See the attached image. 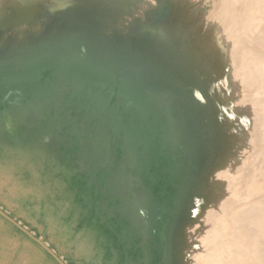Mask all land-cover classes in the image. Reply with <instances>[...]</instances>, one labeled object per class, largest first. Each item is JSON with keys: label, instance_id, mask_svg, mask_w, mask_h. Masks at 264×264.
<instances>
[{"label": "rangeland", "instance_id": "rangeland-1", "mask_svg": "<svg viewBox=\"0 0 264 264\" xmlns=\"http://www.w3.org/2000/svg\"><path fill=\"white\" fill-rule=\"evenodd\" d=\"M236 1L94 0L73 14L33 0L40 7L26 25L37 28L29 25L23 50L48 42L34 60L2 42L18 34L19 13L0 14V264H264V82L245 70L264 51V28L246 22L254 0ZM70 18L80 24L63 38ZM200 22L220 26L224 53L239 46L216 66L221 80L192 93L166 65L174 53L193 54L187 37ZM176 27L185 36L171 46ZM86 31L98 47L91 67L78 47ZM247 47L257 54L244 56ZM99 55L108 58L100 70ZM221 178V195H211Z\"/></svg>", "mask_w": 264, "mask_h": 264}, {"label": "bare ground", "instance_id": "bare-ground-1", "mask_svg": "<svg viewBox=\"0 0 264 264\" xmlns=\"http://www.w3.org/2000/svg\"><path fill=\"white\" fill-rule=\"evenodd\" d=\"M20 1H23V0H0V14L4 11L7 15H6V19H7V17L12 13V12H18L19 13V15L18 16H16L17 17V19H19L20 21L18 22V23H20V30L17 32L18 34H10V36H7L6 35V37L3 39V44L4 43H6V44H10V42H12V41H14V42H12V44H14V45H17V44H19L18 45V47L22 50V51H25V52H27L28 54H30V56H31V60H34V59H36V58H38L39 57V55H40V50H41V48L43 47V45L44 44H48V42L46 41L45 42V40H46V38H44V37H42V38H40V41H39V46H37V44H35V43H33L32 45H30L29 46V48L27 49V50H23V46H24V43H29V39H28V28L30 27L29 25H31V24H33V25H35L34 27H32V28H37V24H35L36 23V20L33 22H31L29 25H26L27 24V22H30V20L29 19H27V18H30L31 17V13H32V6L34 5V7L35 8H39L40 7V3H33V0H28V2L29 3H26V4H24L22 7H20L19 8V5L21 4L20 3ZM91 1H94V0H44V4L45 5H47V6H49L50 8H52V9H66V8H70V12H72L73 11V14H74V12H82V9H84V8H86L87 6H88V4H90L91 3ZM234 2V3H237L238 1H236V0H230V4H232V3ZM250 2V1H249ZM248 2V3H249ZM252 2V1H251ZM253 4L252 5H248V6H251V11L250 10H248L249 11V16H248V18H249V20L251 21L252 20V22H250L249 20H247V18H245V20H247L246 22L249 24V23H252V24H249V26H248V24H245L244 22V20H243V22H242V20H241V22H240V24L238 23V21L236 22V23H238L237 25L238 26H243V25H247L248 27H252V30L254 31V29L256 30L258 27V29L259 30H261V32L263 33V31H262V29H261V27L262 28H264L263 26H261L262 24L264 25V23L262 22V20L264 21V4L262 3V0H254L253 2H252ZM261 3L263 4V6L261 7ZM38 4V5H37ZM233 5V4H232ZM44 6V5H43ZM260 7L262 8V9H260ZM223 9V8H222ZM247 9V8H246ZM13 10V11H12ZM262 10H263V12H262ZM247 11V10H246ZM239 12V11H238ZM262 12V13H261ZM9 13V14H8ZM226 13V12H225ZM260 13V14H259ZM229 14V13H228ZM260 16H259V15ZM263 14V15H262ZM219 15V14H218ZM222 15V16H221ZM243 15V14H242ZM261 15H262V17H263V19H262V17H261ZM244 16V15H243ZM220 17L221 18H223L224 19V16H223V14H220ZM241 17V16H240ZM245 17H247L246 15H245ZM259 17H261L260 18V20H259ZM219 18V17H218ZM217 18V19H218ZM244 18V17H243ZM242 18V19H243ZM73 18H70V19H68V22H69V26L67 27V25L65 24V28H66V30H68V32H67V34H65L64 35V37L63 38H68V37H70L69 35L70 34H72V35H74V33H75V28H73V27H71V25L72 24H74V26L76 25V26H78L80 23H77L76 21H75V19H73ZM223 19H220V20H223ZM232 19V18H231ZM219 20V19H218ZM238 20V19H237ZM7 21V20H6ZM227 21V20H226ZM230 21V20H229ZM233 21V20H232ZM260 21V22H259ZM224 22V21H223ZM262 22V24H260ZM235 23V22H234ZM242 23H244V24H242ZM258 23H259V25H258ZM230 24V23H229ZM232 24V23H231ZM5 25V21L4 22H1V18H0V26L2 27V26H4ZM216 25V24H215ZM233 25H236V24H233ZM204 24L203 23H201L200 22V24H197V25H195V26H193V28H192V30H191V33L189 34V36L187 37V39H188V41L191 39V38H194V39H196L195 40V45L194 46H192V49H193V54H190L188 51H186V52H182V53H174V54H172V55H175L176 57H175V59L173 60V61H171V64L170 65H166L167 67L168 66H172L173 65V67L177 70V71H179L178 72V76H177V79L179 80V82L180 83H183V82H185L186 81V87L188 88V91H190V92H192V93H196V89H198V88H200L199 86H201V85H203V84H207V83H211V82H214V81H216V80H218V79H220L221 80V78H217V73L215 72L217 69H216V66L218 65V64H223V63H221V62H225V60H226V58H225V60H224V54L226 53V55H227V53H229L230 55H232L231 53H230V51H232V52H237L236 51V48H237V46H239V43H235V45L236 44H238L236 47H235V49H234V51L233 50H230V49H232V47L230 46L229 47V44L231 45L232 43H230L229 42V44L227 45L228 46V50H230V51H228V52H226L227 51V49H225V53L223 52V50H222V44L220 43V41H219V39H220V35H219V32H217V29L216 28H218V27H220V26H218V27H216V26H212L213 28H211V31L208 29V27L205 29L204 27ZM229 26V25H228ZM228 26H226V27H228ZM232 26V25H231ZM71 27V28H70ZM204 29H203V28ZM225 27V28H226ZM244 27H246V26H244ZM40 28H41V26H40ZM39 28V29H40ZM223 28V27H222ZM229 28H234L235 29V27H230L229 26ZM178 29H180V30H178ZM238 29V28H237ZM244 29V28H243ZM242 29V30H243ZM28 30V31H27ZM202 30H204V31H202ZM209 30V31H208ZM221 30V29H220ZM223 30V29H222ZM221 30V31H222ZM228 30V29H227ZM240 28H239V32H240ZM241 30V33L243 32V35H244V33L246 32V28H245V32L244 31H242ZM250 30H251V28H250ZM252 30L250 31V32H252ZM259 30H257V32L259 33ZM230 31V30H229ZM228 31V32H229ZM236 31V30H235ZM35 32H36V30H31V33H33V34H35ZM168 32H169V38H170V42H171V46H172V44H173V42H174V40L177 38V37H184L185 36V32H184V30L183 29H181V28H179V27H176L175 29L174 28H170L169 30H168ZM167 32V33H168ZM227 32V31H226ZM236 32H238V30L236 31ZM255 32V31H254ZM254 32H252V33H254ZM255 33V35L256 34H258V33ZM66 33V32H65ZM207 33H210V34H212L211 36H209V40H210V37H211V42L209 43V40H208V46L206 47L205 45V49L204 48H202L203 47V45H202V47H201V39H203L206 35H207ZM221 33V32H220ZM230 33H234L232 30H231V32ZM229 33V34H230ZM249 32H246V34H248ZM251 33V38L253 37L252 34ZM69 34V35H68ZM209 34V35H210ZM236 34V33H235ZM235 34H233V35H235ZM240 34V33H239ZM238 34V35H239ZM264 34V33H263ZM263 34H261V33H259L258 35H259V37L257 38V36L255 37L256 39H257V41L260 39V37L263 35ZM184 35V36H183ZM222 35V34H221ZM232 35V34H231ZM233 35H232V37H233ZM238 35H235V36H237V39H239L238 38ZM254 35V36H255ZM261 35V36H260ZM108 36V34L107 33H104L103 35H102V37H107ZM264 36V35H263ZM240 37V36H239ZM245 37H247V35L245 36ZM248 37H250V33H249V35H248ZM99 38H100V36H99ZM138 38H139V36H135L134 37V40L131 42V51H133L134 53H136V50H137V46H138ZM201 38V39H200ZM234 38V40L232 41V39ZM231 40L229 39V41H231V42H235V37H233ZM242 38H244V37H242ZM251 38H250V40H251ZM193 39V40H194ZM254 39V38H253ZM252 39V40H253ZM255 39V40H256ZM261 39H263L262 37H261ZM261 39L259 40V42L261 41ZM240 41H241V39H239ZM238 40V41H239ZM228 41V40H227ZM239 41V42H240ZM194 42V41H193ZM261 42H263L264 43V40H262ZM95 42L93 41V39H92V36H91V34L88 32V31H86L85 32V36L83 37V38H81L80 39V41H79V45H78V47H79V54L84 58V62L85 61H87V63H88V65L91 67V64H90V62H89V60L91 59V55L93 54H96V55H98L97 54V46L96 47H93V45H95L94 44ZM241 43V42H240ZM254 43H255V47L257 48V50H258V46L259 45H257L256 46V42L254 41ZM128 44V43H127ZM226 44V43H225ZM234 44V43H233ZM252 44H253V42H252ZM28 44H26V46H27ZM188 45H189V43H188ZM254 45V44H253ZM260 45H262V43L260 44ZM226 46V45H225ZM233 46V45H232ZM263 47L261 48V49H264V44L262 45ZM190 47H191V44H190ZM241 47V46H240ZM253 47V50L254 51H256V48L254 49V46H252ZM248 48V47H247ZM246 48V49H247ZM200 49L202 50V52H204V53H199L200 52ZM203 49L205 50V51H203ZM241 49V48H240ZM252 48H248L247 50H245V51H243L244 53V56L246 55V52L248 53V56H250L251 54V56L253 57V51H251L252 53L251 54H249V52H248V50H251ZM260 49V48H259ZM244 50V49H243ZM98 51H99V49H98ZM262 50H260V52H261ZM259 52V51H258ZM263 53H264V51H262ZM261 52V53H262ZM132 52H130V54H131ZM241 53H242V51H241ZM261 53H258V55H256L255 56V54H257V52H255V54H254V56H255V58H258L259 59V56H260V60H258V59H256L258 62H259V65H261V66H259L258 65V62L256 61L255 63L257 64V65H255L254 64V62H253V64H254V66H252L253 64L252 63H250V66L251 67H253V68H251L250 66V68L249 69H247V67H246V62H245V67H246V69L245 70H248V72L251 70L252 71V73H256L257 74V72L258 71H261L260 73H261V75L260 74H257V76H256V74H254V76L253 77H258V80H260V79H262V81L264 82V66H262V64H260V63H262L263 61H264V58H263V60H262V55H261ZM113 54V53H112ZM133 54V53H132ZM228 54V56H225V57H228V59L227 60H229V62H230V60L232 59L231 57H233V55L230 57V55ZM260 54V55H259ZM105 56H107L108 57V54L106 53V54H104ZM242 55V54H241ZM102 55H99L98 56V59H99V61L98 60H96L95 59V63H94V65L96 66V68L97 67H99V65H97V63H99V62H102V64L100 65V67L99 68H97V69H103L104 68V62H106V60H108V58H104V56H102ZM243 56V55H242ZM247 56V55H246ZM264 57V56H263ZM103 58H104V60H103ZM229 58H231V59H229ZM255 58H254V60H255ZM234 59V58H233ZM240 59L242 60V57H240ZM244 59V58H243ZM226 60V61H227ZM246 60H250L249 58L248 59H246V57H245V60L244 61H246ZM252 60H253V58L251 59V62H252ZM262 60V61H261ZM247 61V62H248ZM250 62V61H249ZM249 62H248V64H249ZM226 63V62H225ZM224 63V64H225ZM239 63H240V60H239ZM241 63H244L243 62V60L241 61ZM240 63V64H241ZM264 63V62H263ZM202 65V66H200V68H199V70L200 69H202L201 71H195V76H193V77H191L190 76V69L192 68V66H197V65ZM224 64H223V66H224ZM230 64H232V62L230 63ZM229 64V65H230ZM82 65V64H81ZM228 65V64H227ZM229 65L227 66V67H229ZM102 66V67H101ZM222 65H220L219 67H223ZM231 66V69L230 70H232V65H230ZM241 66H242V64H241ZM259 67V69L260 70H257V68H255V67ZM90 67H88V68H90ZM199 67V66H198ZM219 67H217L218 69H219ZM237 67H239V64H238V66ZM236 67V68H237ZM82 68V67H81ZM85 68H86V66H85ZM230 68V67H229ZM228 68V69H229ZM241 68V67H240ZM242 68H243V66H242ZM221 69V71H222V68H220ZM244 69V68H243ZM195 70V69H194ZM257 70V71H256ZM226 71V70H225ZM235 71H236V69H235ZM256 71V72H255ZM231 72V71H230ZM243 72V71H242ZM246 72V71H245ZM224 73V72H223ZM226 73V72H225ZM224 73V74H225ZM235 73V72H234ZM218 74H220V72L218 73ZM224 74H220V77H224ZM227 75V74H226ZM233 75V74H232ZM251 73H250V77L247 75V77H248V79L249 78H251ZM259 75L260 76H262V77H259ZM227 76H229V75H227ZM255 77V79H257ZM231 78V77H230ZM236 78V77H235ZM172 79H174V78H172ZM188 80V81H187ZM225 80H226V78H225ZM230 80V79H229ZM229 80H227V81H229ZM231 80H232V78H231ZM252 81H253V78L251 79ZM225 82V81H224ZM262 82V83H263ZM231 83V82H230ZM230 83L228 82L227 84H229L230 85ZM236 83V82H235ZM234 83V84H235ZM226 85V84H225ZM261 86H262V84H261ZM231 87V86H230ZM234 87V86H233ZM232 88V87H231ZM262 88H263V86H262ZM228 90V89H227ZM202 91V90H201ZM215 92V91H214ZM217 92V91H216ZM201 93V92H200ZM204 93H205V91H204ZM214 93H212V90H210V91H208L207 93H205V95L203 96V98H205V97H208V96H211V97H213L214 95H213ZM229 96V95H228ZM256 98V97H255ZM202 99V98H201ZM208 99V98H207ZM229 100V99H228ZM260 100V99H259ZM227 101V100H226ZM228 102V101H227ZM226 102V103H227ZM228 105V104H227ZM262 105V104H261ZM249 106V105H248ZM263 106V105H262ZM255 107V106H254ZM250 108V107H249ZM237 113V112H236ZM248 113V112H247ZM260 113V112H259ZM257 115V114H256ZM255 115V116H256ZM259 115V114H258ZM260 116V115H259ZM258 119V118H257ZM237 120V119H236ZM245 120H247V119H245ZM260 120V119H259ZM240 121V120H239ZM257 123H259V122H257ZM240 124V123H239ZM238 124V125H239ZM260 126V125H259ZM250 128V127H249ZM252 129V128H251ZM253 130V129H252ZM239 131V130H238ZM241 131V130H240ZM239 131V134L241 133ZM252 132V131H251ZM243 134V133H242ZM234 135V134H233ZM235 136V135H234ZM247 137H248V134H245V135H243L242 136V138H241V140L242 141H245L246 139H247ZM236 138V137H235ZM240 139V138H239ZM230 140H232V139H230ZM230 140H228V141H230ZM233 141V140H232ZM236 142V141H235ZM226 143V142H225ZM239 144L240 142H236V144ZM246 143V142H245ZM230 144V143H229ZM232 144V143H231ZM233 144H234V141H233ZM232 144V145H233ZM243 146H245V145H243ZM223 147V146H222ZM231 148H232V146H230ZM236 147V146H235ZM241 147H242V145H241ZM226 148V147H225ZM247 148V147H246ZM223 150V149H222ZM245 150V149H244ZM247 150V149H246ZM225 151V150H224ZM221 152H223V151H221ZM229 152V151H228ZM234 152V151H233ZM236 152H238L237 150H236ZM246 153V152H245ZM221 154V153H220ZM232 155V154H231ZM236 155V154H235ZM254 155V154H253ZM239 156V155H238ZM237 156V157H238ZM242 156V155H241ZM241 156H240V158H241ZM222 157H223V155H222ZM233 157H234V155H233ZM244 157V156H243ZM236 159V158H235ZM251 159V158H250ZM260 160V159H259ZM225 161V160H224ZM231 161V160H230ZM236 162H237V160H235ZM238 161H239V159H238ZM221 162V161H220ZM233 162H234V160H233ZM227 163V162H226ZM239 163V162H238ZM230 165V164H229ZM260 166V165H259ZM258 167V166H257ZM227 169V168H226ZM251 170V169H250ZM222 171V170H221ZM229 172V171H228ZM222 173V172H221ZM254 173V172H253ZM226 176V175H225ZM263 176V175H262ZM256 178V177H255ZM243 179V178H242ZM219 180V179H218ZM203 183H204V178H203V181H202ZM222 182H223V179L221 178V180L220 181H218L217 182V185H218V188H216V189H214L213 191H214V193L212 194L211 193V195H216V196H218V195H221V190H220V188L219 187H221L222 185ZM231 183V182H230ZM202 185V184H201ZM221 185V186H220ZM262 185H263V183H262ZM216 186V185H215ZM230 186V185H229ZM261 186V185H260ZM223 187V186H222ZM257 187V186H256ZM259 187V186H258ZM257 187V188H258ZM213 188H214V186H213ZM229 188V187H228ZM233 188V187H232ZM264 188V187H263ZM253 189V188H252ZM212 191V190H211ZM210 191V192H211ZM252 191V190H251ZM198 192V191H197ZM203 192H204V190H203ZM210 192H209V194H210ZM225 192V191H224ZM247 192V191H246ZM205 193V192H204ZM251 195V194H250ZM209 196V195H208ZM247 197V196H246ZM201 198V197H200ZM219 203H220V201H219ZM215 204V203H214ZM222 204V203H221ZM218 205V204H217ZM258 205V204H257ZM201 207H202V210H204V212H205V210H206V208L204 209V205H200ZM214 208V207H213ZM247 208H248V206H247ZM216 209V208H215ZM198 210V209H197ZM200 210V209H199ZM213 210V209H212ZM201 211V210H200ZM206 213H207V211H206ZM206 215H208V214H206ZM219 215V214H218ZM215 216V215H214ZM203 218V217H202ZM205 220V219H204ZM251 220L252 219H250V218H248L247 220H246V222L247 223H250L251 222ZM205 222H207V221H205ZM207 224V223H206ZM254 224H255V222H254ZM257 225H259V229L263 232V227H264V215H263V217L259 220V222H257ZM246 228V227H245ZM198 229H200V232H201V229H202V236H204V234H205V230L203 229V228H198ZM222 229V228H221ZM217 230V229H216ZM198 231V230H197ZM190 232V231H189ZM207 232V231H206ZM238 232V231H237ZM188 233V232H187ZM212 233V232H211ZM200 234V233H199ZM219 235V234H218ZM188 237H189V235H188ZM200 237V236H199ZM198 237V238H199ZM187 238V237H186ZM211 238V237H210ZM247 238V237H246ZM189 239V238H188ZM187 239V240H188ZM197 239V238H196ZM202 239V238H201ZM200 239V240H201ZM199 240V239H198ZM210 240V239H209ZM204 241V240H203ZM236 241V240H235ZM201 243V242H200ZM233 243V242H232ZM208 244V243H207ZM206 244V245H207ZM217 244V243H216ZM231 244V243H230ZM213 245V244H212ZM218 245V244H217ZM204 246V245H203ZM223 246V245H222ZM230 246H232V245H230ZM259 246V245H258ZM198 247V246H197ZM205 247V246H204ZM240 247V246H239ZM203 248V247H202ZM216 248V247H215ZM208 250V249H207ZM235 250V249H234ZM256 250V249H255ZM198 251H201V247H200V250H198ZM238 252V251H237ZM198 253V252H197ZM208 253V252H207ZM211 254V253H210ZM240 254V253H239ZM243 254V253H242ZM197 255H199V254H197ZM203 256V255H202ZM200 257V256H199ZM206 257V256H205ZM210 257V256H209ZM212 257V256H211ZM214 258V257H213ZM221 258V257H220ZM230 258V257H229ZM195 259V258H194ZM199 259V258H198ZM201 259H203V257H201ZM205 259V258H204ZM216 259V258H215ZM197 260V259H196ZM200 260V259H199ZM244 260V259H243ZM201 261V260H200ZM197 262H199L198 260H197ZM196 262V264H198ZM202 262V261H201ZM207 262H209V261H207ZM217 262V261H216ZM222 262V261H221ZM248 262V261H247ZM252 262V261H251ZM212 263H213V261H212ZM259 263V262H258ZM206 264V263H205ZM213 264H215V263H213ZM216 264H218V263H216ZM224 264V263H223ZM226 264V263H225ZM228 264V263H227Z\"/></svg>", "mask_w": 264, "mask_h": 264}]
</instances>
